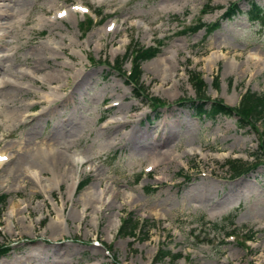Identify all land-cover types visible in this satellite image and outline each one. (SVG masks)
<instances>
[{"label":"rangeland","instance_id":"374dc122","mask_svg":"<svg viewBox=\"0 0 264 264\" xmlns=\"http://www.w3.org/2000/svg\"><path fill=\"white\" fill-rule=\"evenodd\" d=\"M235 2L0 0L9 6L0 18V56L9 59L0 67L10 69L0 72V81L42 69L17 82L23 90H0V152L16 157L0 167V198L6 196L0 245L10 249L0 264H152L162 250L169 255L157 264H264V152L257 151L264 121L253 128L240 127L237 115L197 116L187 99L197 97L191 75L206 84L209 102L236 107L248 90L264 94V25L247 13L251 2L264 8V0L240 1V12L223 18ZM79 4L91 14L49 20ZM98 9L102 16L94 14ZM216 20L221 24L209 34L183 31ZM134 45L160 48L141 62L138 98L114 68ZM131 62L132 56L122 68L131 70ZM151 98L165 105L151 110ZM27 109L36 118L20 120ZM106 118L114 121L103 127ZM135 132L141 133L136 142ZM48 146L59 147L62 158L83 155L89 162L75 171L47 166L43 175L36 170L39 179L25 178L23 165L31 164L20 155ZM152 160L158 167L148 175ZM233 164L251 169L234 176ZM99 188L107 201L86 209L85 194L97 197ZM129 215L138 226L135 237L120 232ZM226 232L237 236L224 242ZM35 251L41 255H28Z\"/></svg>","mask_w":264,"mask_h":264},{"label":"trees","instance_id":"16d2710c","mask_svg":"<svg viewBox=\"0 0 264 264\" xmlns=\"http://www.w3.org/2000/svg\"><path fill=\"white\" fill-rule=\"evenodd\" d=\"M255 10H258L260 12L259 8L256 5H253V9L250 11V16L252 20L259 19V14L257 15L254 14ZM237 11H238V6L236 4H232L227 8V11L224 16L231 17ZM89 23H91V20L89 21ZM219 26H220L219 22H215L212 24L200 23L198 26L190 27L189 31L195 32L198 29L206 27L207 32L211 33L217 28H219ZM159 51L160 50L155 47H142V46L134 45L128 48L121 61L120 60L116 61L115 68L120 72H122L127 77L129 83L134 85L136 89L135 93L137 95H140L139 92L143 91L142 85L140 84V78L142 73L140 67L141 62L155 57ZM131 56H132V62H131L132 68L128 73V71H125L124 68H122L121 63L129 59ZM191 77L197 97L195 99H189V98L187 99L189 100L188 106L195 110L196 115H205V116H216L219 114H223L226 116L237 115L239 116L238 122L240 127H246L247 125H249L255 128L261 122L264 121V94H259L251 90H248L241 96L238 106L229 107L225 105L221 100H214L213 102H209V98L206 96V84L198 76L191 75ZM216 85H217L216 87H218V83ZM150 100L153 102L154 107L165 105V101H162L159 98H151ZM181 101H183V99ZM261 140H262L261 145H259V148L257 150L258 153L264 152V136H262ZM253 156L260 157L259 154H255V153L253 154ZM250 169L251 166L245 164L244 165L235 164V166L234 164L231 165V170L233 171L234 176H240L242 174H245ZM148 190L151 191L149 188ZM5 198H6L5 195H3L0 198V204L4 202ZM132 216L129 215L127 218L123 220V223L120 227V232L125 236L135 237L136 229H138V226L137 224L134 223V219ZM8 250H9L8 246L4 244L0 245V257L4 255ZM168 255H169L168 251L166 250L160 251L152 264H157L159 260L163 259Z\"/></svg>","mask_w":264,"mask_h":264},{"label":"bare ground","instance_id":"6f19581e","mask_svg":"<svg viewBox=\"0 0 264 264\" xmlns=\"http://www.w3.org/2000/svg\"><path fill=\"white\" fill-rule=\"evenodd\" d=\"M4 1V0H3ZM18 4V3H17ZM7 6V7H6ZM18 6V5H17ZM3 7V8H2ZM7 8V11H8V8H9V6H8V4L7 5H0V18H7V16L9 15L8 14V12H6L5 10L6 9H4V8ZM14 9V8H13ZM10 11H11V9H9ZM72 15H75V13L74 12H71V14L70 15H68V17L69 16H72ZM28 20V19H27ZM0 27H2L1 26V24H0ZM41 49V48H40ZM44 50V49H43ZM40 51V50H39ZM45 53V52H44ZM43 53V54H44ZM5 56V57H4ZM13 56H15L14 54L12 55V57ZM9 56H6V55H1L0 56V62L1 61H7L6 60V58H8ZM9 59V58H8ZM17 59V58H16ZM40 60V59H39ZM16 61V60H15ZM8 62H10V61H8ZM38 62V61H37ZM36 62V63H37ZM2 63V62H1ZM38 65V64H37ZM1 66H3V65H1ZM9 67V66H8ZM7 68V67H6ZM45 69V68H44ZM8 70H10L9 68H8ZM8 70H6L5 68H3V67H0V72H8ZM13 71V70H12ZM18 72H20L19 70H18ZM38 72H42V69H40V68H38V67H34V69H33V71L32 72H22V77H19V76H16L14 73H12L11 75V77H13L14 78V80H11V78H7L6 76H5V74H4V76H3V79H2V81H0V90H3V89H6L8 86H10V87H12V88H14L15 86H19V87H16V88H25V85H21V84H18L17 82L18 81H20V80H22V79H26V78H32V79H35V75L38 73ZM21 73V72H20ZM9 74H10V72H9ZM8 74V75H9ZM56 74V73H55ZM3 75V74H2ZM7 75V74H6ZM46 75V74H45ZM58 75V74H57ZM77 76H76V80H78V81H82L81 79H83V74L82 73H77L76 74ZM47 76H48V73H47ZM56 76V75H55ZM49 77V76H48ZM54 77V76H53ZM2 78V77H1ZM12 78V79H13ZM50 78V77H49ZM59 77H57V79H58ZM61 78V77H60ZM51 79V78H50ZM49 79V80H50ZM53 79V78H52ZM46 80H48L47 79V77H46ZM49 80H48V82H49ZM45 81V80H44ZM57 81V80H56ZM77 81V82H78ZM84 81V80H83ZM34 82H36V81H34ZM47 82V81H46ZM47 82V83H48ZM52 82H53V80H52ZM45 83V82H44ZM83 83V82H82ZM76 84V83H75ZM45 86V85H44ZM9 88V87H8ZM21 88V89H22ZM10 89V88H9ZM23 90V89H22ZM26 90H27V88H26ZM29 90V89H28ZM27 90V91H28ZM61 91V90H60ZM8 92V91H7ZM17 92V91H16ZM19 92V91H18ZM3 95V94H2ZM5 95V94H4ZM7 95L9 96H13L14 94H12V92L10 91V93H7ZM19 97V96H18ZM58 97V96H57ZM9 98V97H8ZM40 98H43L45 101H53V100H55V98H53V96H51V95H44L43 97H40ZM1 99V98H0ZM10 99V98H9ZM12 99V98H11ZM17 99V98H16ZM58 100V99H57ZM3 101H5V100H3ZM6 101H9V100H6ZM13 101V100H12ZM3 103V102H2ZM39 103V102H38ZM6 104V103H5ZM8 104V103H7ZM9 105V104H8ZM0 106H1V102H0ZM7 106V105H6ZM16 106V105H15ZM20 106V105H19ZM32 106V105H31ZM48 106V105H47ZM120 106V105H119ZM5 107V106H4ZM3 107V108H4ZM25 107V106H24ZM8 109V108H7ZM17 109V108H16ZM43 109H45V108H43ZM47 109V108H46ZM1 110V109H0ZM21 110V109H20ZM55 110V109H54ZM3 111V110H2ZM6 112H7V110H5ZM13 111V110H12ZM23 111V110H22ZM29 111L30 110H26V111H24L23 112V117H21L20 118V120L22 119V118H24L25 119V121H26V119L27 118H31V117H35V114H33V113H29ZM112 111V110H111ZM27 112V113H26ZM1 113V112H0ZM49 113H51V111H49L48 113H45V112H43L41 115L42 116H40V117H44V116H46V115H48ZM3 114V113H2ZM6 114V113H5ZM8 114V113H7ZM22 114V113H21ZM45 114V115H44ZM10 115V114H9ZM11 115H13V114H11ZM17 116V115H16ZM18 116H20V115H18ZM38 116V115H37ZM8 117V116H7ZM15 117V116H14ZM11 118H13V117H11ZM36 118V117H35ZM6 119V118H5ZM19 119V118H18ZM38 119V118H37ZM12 120H14V119H12ZM31 120V119H30ZM25 121H24V123H25ZM39 121V120H38ZM114 121V120H113ZM118 121H119V119H118ZM28 122V121H27ZM26 122V123H27ZM36 122V121H35ZM1 123V122H0ZM4 123V122H3ZM6 123V122H5ZM16 123V122H15ZM25 123V124H26ZM33 123V122H32ZM31 124V123H30ZM118 124V123H117ZM122 125V124H121ZM18 126V125H17ZM26 126V125H25ZM29 126V125H28ZM22 127V126H21ZM120 127V126H119ZM119 127H117V128H119ZM102 128V127H101ZM114 128V127H113ZM105 131V130H104ZM118 132V131H117ZM135 134H136V136L134 135V142H136L137 141V139L141 136V133L140 132H135ZM8 138V137H7ZM50 143V142H49ZM143 143V142H142ZM155 144V143H154ZM135 145V144H134ZM57 147V146H56ZM55 146L53 147V146H48L47 148H44V147H42V148H40V150H38V151H36V152H34L33 154H29L28 153V155H26V154H21L20 155V160L22 161V163H23V161H29V163L31 164V165H29V164H24L23 166H25V170L27 171V173H29L27 176H25V178H29V177H31L32 179H39V176H40V174H42L43 175V172H42V168L44 167H47V166H57V167H60L61 169H62V165L63 164H66V166H68V165H71L72 166V168L74 167V171H75V168L80 164V162H79V160H75L74 158H71V157H69V158H62V157H60V153H59V151H58V149H59V147H57L56 148ZM139 147V146H138ZM68 148V147H67ZM34 149V148H33ZM42 149V150H41ZM66 150V149H65ZM20 152V151H19ZM66 153H64V154H62V155H65ZM2 155H7V153H3ZM16 158V157H15ZM18 159V158H17ZM87 159V158H86ZM156 159V158H155ZM87 161H89V160H85V159H81V163H86ZM17 162V161H16ZM16 162H14V163H16ZM159 162V161H158ZM11 163V161L8 163V164H10ZM18 163V162H17ZM16 163V164H17ZM11 165V164H10ZM9 165V166H10ZM22 165V164H21ZM5 166V165H4ZM4 168V167H3ZM16 169H19L18 168V166H16L15 167ZM40 168H41V170H40ZM50 167H48V169H49ZM24 169V168H23ZM35 170H37L38 171V175H37V173H34V171ZM47 170V169H46ZM45 170V171H46ZM15 171V170H14ZM18 171V170H17ZM96 171V170H95ZM99 171V170H98ZM22 172H24V171H22ZM14 174H15V172H13ZM26 172H25V174H27ZM68 173V172H67ZM20 174V173H19ZM10 175V174H9ZM14 176V175H13ZM70 176V175H69ZM101 176V175H100ZM19 176H17V178H18ZM73 177V179L75 178L74 176H72ZM98 177V176H97ZM40 178H42V177H40ZM103 179V178H102ZM33 182H34V184H37V182H39V181H34V180H32ZM101 182V181H100ZM110 187H108L107 186V188H106V190L107 191H110ZM106 190L105 189H100L99 188V190H97L95 193H97V197L96 196H94L93 194H94V192H92V190L89 192V193H87V194H85V198H84V200H85V202H83L84 203V207L86 208V209H88L89 207H91L92 206V204H94V203H99V202H101V203H103L104 201H107V198L110 196V195H108V197H107V195H104V191L106 192ZM111 192V191H110ZM120 193V192H119ZM106 198V199H105ZM81 202V201H80ZM110 204H112V201L110 202ZM84 208V209H85ZM96 208V207H95ZM100 208V207H99ZM77 209V208H76ZM79 215V212H75L74 213V216L75 215ZM77 215V216H78ZM61 228V224H56V226H55V229H60ZM38 252V251H37ZM41 252L39 251V255H38V253H36V251L35 252H32L31 254H28L30 257H39L41 254H40ZM27 255V254H26ZM60 255V254H59ZM27 258H29V257H27ZM68 259V258H67ZM55 260V259H54ZM72 260V259H71ZM64 261H66V260H64ZM58 262H59V260H58ZM71 262V261H70ZM57 263V262H56ZM69 263V262H68ZM67 263V264H68Z\"/></svg>","mask_w":264,"mask_h":264}]
</instances>
